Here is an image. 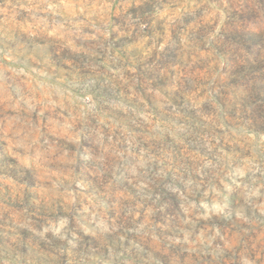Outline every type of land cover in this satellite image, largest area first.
Segmentation results:
<instances>
[{"label":"rangeland","instance_id":"1","mask_svg":"<svg viewBox=\"0 0 264 264\" xmlns=\"http://www.w3.org/2000/svg\"><path fill=\"white\" fill-rule=\"evenodd\" d=\"M0 264H264V0H0Z\"/></svg>","mask_w":264,"mask_h":264}]
</instances>
